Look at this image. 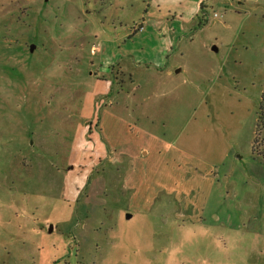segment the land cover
Returning a JSON list of instances; mask_svg holds the SVG:
<instances>
[{
	"label": "rangeland",
	"instance_id": "1",
	"mask_svg": "<svg viewBox=\"0 0 264 264\" xmlns=\"http://www.w3.org/2000/svg\"><path fill=\"white\" fill-rule=\"evenodd\" d=\"M202 1L0 0V264H264V0Z\"/></svg>",
	"mask_w": 264,
	"mask_h": 264
},
{
	"label": "crops",
	"instance_id": "2",
	"mask_svg": "<svg viewBox=\"0 0 264 264\" xmlns=\"http://www.w3.org/2000/svg\"><path fill=\"white\" fill-rule=\"evenodd\" d=\"M197 3H201V6H202V4H203V6H205L206 5V3H205V1H202L201 2V0H197ZM202 8V7H201ZM172 44H176V39H175V41H172L171 43H170V46L172 45ZM172 48L173 47H171L170 49L172 50ZM218 49V48H217ZM164 50H165V47H164ZM169 49L167 48L164 52H163V54L165 53V54H167L166 56H167V59H164V57L162 58V55L159 57V55H160V53L159 54H152V57L154 58H157L156 60H157V63H154V62H152V64H154V65H156L157 66V69L158 70H161V72H163V71H166V73H167V75H166V73H165V75L166 76H168V77H170L171 75H172V73H173V71H174V69L176 68H173V67H171L170 68V66H168L169 64H168V60H170V57H171V53L172 52H170V54H169ZM158 56V57H157ZM167 60V61H166ZM155 66V67H156ZM173 68V69H172ZM184 70V68H180V69H178L177 70V72L176 73H179V72H181V71H183ZM113 71H114V68H113ZM123 91L122 90H120L119 92H118V94L120 95L121 93H122ZM133 96H135V93L133 94ZM133 96L131 95V97H130V104L129 105H127L126 106V110H129V113H131L132 115H131V117H130V120L131 121H136L138 124H140L141 125V122H143L144 121V125H149V124H151V112L148 110V108H145V109H143L142 111H140V112H138L137 113V110H135V109H138V102L136 103V104H134V103H131L132 101H133ZM141 104V107H142V105H143V103H140ZM109 113V112H108ZM153 123V122H152ZM143 148H145V147H143ZM142 148V149H143ZM149 153V151L148 152H145V154L147 155ZM211 172H213L212 170H211Z\"/></svg>",
	"mask_w": 264,
	"mask_h": 264
},
{
	"label": "trees",
	"instance_id": "3",
	"mask_svg": "<svg viewBox=\"0 0 264 264\" xmlns=\"http://www.w3.org/2000/svg\"><path fill=\"white\" fill-rule=\"evenodd\" d=\"M201 7L202 8L204 7L203 4H202ZM257 122H258V124H257L258 125V130L261 129V128H264V91L262 93V97H261L260 104H259ZM258 130H257V132H258ZM259 138L256 136V138L254 140L255 144H257L261 140ZM255 147H256V145H255Z\"/></svg>",
	"mask_w": 264,
	"mask_h": 264
},
{
	"label": "water",
	"instance_id": "4",
	"mask_svg": "<svg viewBox=\"0 0 264 264\" xmlns=\"http://www.w3.org/2000/svg\"><path fill=\"white\" fill-rule=\"evenodd\" d=\"M34 47H35V46L33 45V47L31 48V50H33ZM214 48L217 50V46H214ZM131 217H132V213H127V218H131ZM50 230H53V225H51Z\"/></svg>",
	"mask_w": 264,
	"mask_h": 264
},
{
	"label": "built area",
	"instance_id": "5",
	"mask_svg": "<svg viewBox=\"0 0 264 264\" xmlns=\"http://www.w3.org/2000/svg\"><path fill=\"white\" fill-rule=\"evenodd\" d=\"M142 26H139V28H141Z\"/></svg>",
	"mask_w": 264,
	"mask_h": 264
}]
</instances>
